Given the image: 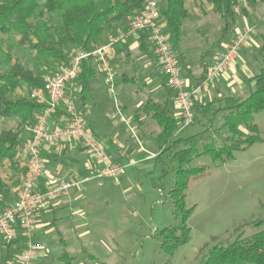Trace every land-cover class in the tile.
Listing matches in <instances>:
<instances>
[{
	"label": "rangeland",
	"instance_id": "374dc122",
	"mask_svg": "<svg viewBox=\"0 0 264 264\" xmlns=\"http://www.w3.org/2000/svg\"><path fill=\"white\" fill-rule=\"evenodd\" d=\"M156 3L160 8L161 3L157 1ZM199 4L200 1L197 0H190L188 3L191 17L184 23L182 48L185 47L189 51H184L185 54L181 51L174 52L183 74L191 83L197 82L199 77L193 75L187 65L203 69L211 55H216V49L220 47L222 41L219 16L208 7V11L203 12ZM245 4L243 0L242 5ZM242 5L238 8L241 20L246 17ZM259 7L256 10H249V14H252L249 26H254L256 35L253 41H257L258 44V47L254 46V50L261 48L264 37V4ZM160 23L163 26L165 24L161 19ZM0 40L11 47V51L22 64L32 70L35 69L34 56L17 47V36L4 35L0 32ZM69 52L71 60L77 51L72 49ZM153 60L155 63V58ZM67 64L61 61L52 64L44 62L43 67L47 72L46 76H49L59 72ZM260 65L259 68H253L254 75L260 72L262 61ZM26 89L18 90L12 97L14 99L29 97L33 90ZM135 89L131 88V91ZM79 110L82 113L81 109ZM128 121L136 126V135L141 137L143 143L139 144L134 139L132 141L136 142L134 150L137 152L132 156L135 160L134 165L126 169L120 185L105 180L99 186V182L96 181L98 185L89 197L85 195L83 197L79 192L78 189L82 186L71 192L73 194L78 190L75 204L78 210L73 220L74 224H64L67 247L59 243L55 232H49L52 228L49 225L51 214L45 216L43 225L47 223L48 225L39 229L37 242L41 249L46 247L50 251L41 257L40 254L43 252L40 249L37 264H63L59 258L63 256L64 251L74 256L73 264H167L169 261V257L162 249L160 232L164 228L179 224L168 196L174 180L171 175L162 177L159 151L152 140L159 132L156 126L146 128L147 132L143 137L136 122L131 118ZM222 123V114L216 116L212 114L208 119L195 120L182 131L179 126L176 138L201 133L206 142L213 141L218 147H222L230 136L228 131L220 130ZM255 123L264 137V111L255 115ZM18 125L20 122L17 119L4 122L5 128L15 129ZM120 153L122 158L129 159V154L125 153L124 148H121ZM19 160L24 161L25 156H21ZM162 161L168 162L169 158L164 156ZM15 164L12 166L15 167ZM191 166L206 168L210 175L202 180L193 181L187 192V206L194 208V213L188 221L191 240L176 251L172 264H201L207 251L204 254L198 252L205 244L209 243V248L215 243L226 246L239 236L247 239L264 230V144H256L244 152L237 153L232 160L214 163L209 157H202L195 160ZM6 171V165L0 161V172L4 175ZM21 172L20 168L19 173ZM89 175L88 172L79 173L77 176L73 175L76 176L73 179L85 180L92 177ZM68 197L59 200L64 201ZM213 237H217L216 242L212 240ZM20 253L21 251L16 249L13 264H19Z\"/></svg>",
	"mask_w": 264,
	"mask_h": 264
},
{
	"label": "trees",
	"instance_id": "16d2710c",
	"mask_svg": "<svg viewBox=\"0 0 264 264\" xmlns=\"http://www.w3.org/2000/svg\"><path fill=\"white\" fill-rule=\"evenodd\" d=\"M150 1L161 3L159 11L161 20L165 22L164 31L172 50L179 52L184 23L190 13V0H0V32L17 36V47L31 53L36 61L34 70L28 68L13 54L11 47L0 40V161L17 163L23 145V130L5 128L4 122L17 119L21 125L29 124L33 122L34 113L41 109L29 97L14 99L12 94L25 88L28 91L43 88L47 74L44 62L69 63V50L76 49L78 53L92 51L101 45L105 34L110 35L126 26L135 14L145 10ZM197 1H200L203 12L209 8L220 16L223 21L221 40L231 42L235 37L238 8L243 0ZM245 2L242 10L248 16L249 10H256L264 0ZM262 41L258 51L262 67L257 75L249 79L250 94L246 98L229 96L205 104H194L195 120L222 114L220 130L230 134L222 147L213 141L206 142L201 133L176 138L179 124L173 114L172 98L164 105L149 99L143 108V114L149 116L159 128L152 140L159 151L162 177L171 175L174 180L168 196L179 224L160 232L162 249L169 257L167 264H172L176 251L191 240L188 221L194 208L187 206V192L193 181L210 175L206 168L192 167V163L202 157H209L214 163L232 160L237 153L256 144H264V137L255 123V115L264 111V37ZM92 61V58L82 61L81 71L74 81L82 88L77 106L83 115L92 92V80L96 76ZM205 77L206 72L197 83H201ZM164 156L169 158L168 162L162 161ZM8 194L9 187L0 172V209L5 208ZM212 240L216 242L217 237ZM16 242H8V257L12 256ZM206 251L201 264H264V230L247 239L239 236L226 246L215 243L209 248L207 243L198 254ZM74 259L67 252L61 257L63 264H73Z\"/></svg>",
	"mask_w": 264,
	"mask_h": 264
},
{
	"label": "built area",
	"instance_id": "2783aa9c",
	"mask_svg": "<svg viewBox=\"0 0 264 264\" xmlns=\"http://www.w3.org/2000/svg\"><path fill=\"white\" fill-rule=\"evenodd\" d=\"M160 19L156 1H150L143 12L132 17L127 27L115 30L106 43L90 52L77 53L59 72L45 77L43 88L34 89L29 93V98L39 104L41 109L34 115L31 137L22 147L25 168L19 177L18 198L13 204L0 209V237L9 243L19 240L22 242L19 264H37L41 249L36 240L37 214L41 208L68 196L90 179L99 182L100 186L105 180L120 185L127 167L134 165V162L124 165L109 159L106 149L83 118L76 98L67 90V85L73 83L79 75L83 60L92 58L99 63L106 73L109 92L114 95L116 72L110 62L112 51L139 33L148 32L166 83L175 93L182 131L195 121L194 104H202L209 88L227 72L256 35V30L252 26H247L236 33L233 40L214 57L205 79L201 83H191L178 65ZM61 111L67 123L55 125L54 118ZM131 132L135 135L136 129L131 127ZM69 142L76 143L99 167L95 169L91 178L85 180L49 178L42 189L40 179L45 175L47 167L42 155L43 149L48 145Z\"/></svg>",
	"mask_w": 264,
	"mask_h": 264
},
{
	"label": "crops",
	"instance_id": "0c3cea01",
	"mask_svg": "<svg viewBox=\"0 0 264 264\" xmlns=\"http://www.w3.org/2000/svg\"><path fill=\"white\" fill-rule=\"evenodd\" d=\"M263 4L264 3H262L260 7ZM190 17L191 15L189 13L188 19ZM251 17L252 14H249L243 18V20H241V18L238 16L234 36L236 33L249 26ZM219 19V29L221 30L223 27V21L221 20L220 16ZM108 37L109 33L105 34L101 44L106 43ZM182 43L183 38L180 44L181 53H184V51H189L186 50L185 47L182 48ZM227 43L228 41H221L220 47L216 49V55L223 50ZM254 46L258 47L257 41L255 40L245 47L238 59L230 65L227 72L224 73L221 78L209 88L204 99L206 103L217 98H225L229 96L240 97L242 95L247 97L250 94L248 81L250 78L255 76L253 74V68H259L262 61V58L258 54L259 50H254ZM212 56L213 55H211L203 69H198L199 66H192L188 64V70L192 72L193 75L200 78L203 74H205V72H207L208 67L212 64L215 57ZM153 58H155V63ZM110 62L111 66L116 72L115 94H110L106 73L101 68L99 63L93 60L91 64L96 71V76L92 80V92L86 104L84 117L86 118L98 141L106 149L109 159L119 161L124 165H129L131 162H135L132 156L137 153L134 150L136 142H132L133 139L139 144H143L141 142L140 136L136 134L132 135L133 133L130 132L131 127L136 129V126L132 125L131 122L128 121L129 118L136 122L140 128L141 134L144 137L145 133L147 132L146 128L156 126V130L159 131L156 123L149 116L143 114V108L149 99H153L155 102L164 105L169 100V98H172L173 114L177 119L179 126L181 123L180 114L178 108L176 107L175 93L168 87L166 83L155 53L154 45L148 33H140L139 35H136L132 39L128 40L126 43L118 45L110 55ZM179 67L181 68L180 65ZM131 88L136 89L131 91ZM67 90L69 93L74 95L76 101L79 98V94L82 92V88L74 82L67 85ZM36 113L37 112H35L34 115ZM53 123L55 125H65L67 123L65 115L62 111L59 112V115L55 116ZM31 127L32 122L26 125H21L20 122V125L16 127L23 130V145L31 137ZM130 135H132L134 138ZM23 145L21 146V150L18 154L19 159L21 156H23ZM121 148H124L125 153L129 154V159L128 157L122 158L123 156L120 153ZM42 155L47 162L46 173L40 179L42 189L49 178L56 177L63 179H73L79 173L83 174L87 172L92 176L95 169L99 167V165L95 162H92L89 159L87 153L81 150L80 147L74 142L48 145L43 149ZM3 164L6 165L7 171L4 175H2L9 187V194L5 206L7 207L13 204L18 198L20 177L19 169L21 168L23 170V168H25V160H22V162L18 160V162L15 164V167H13V164L7 160H3ZM18 167L20 168L17 169ZM127 168H131V166H128ZM97 185L98 184H96V180L87 181L82 185V188L78 190H80L79 192L82 193L83 197L84 195L85 197H89ZM78 190H76V192L73 194L71 193V196L69 195L70 197L67 196L68 198H65L64 201H54L48 206H45L39 210L37 214L36 240L40 235L39 229L44 225H48V223L43 225V221L46 218L45 216L50 213L51 220L49 225L52 228L49 232H55L59 239V243L65 247L68 246V242L66 238H64L63 228L64 224H74L73 220L75 219L74 217L78 210L75 206L77 202L76 195L78 194ZM8 245V242L6 243L4 239L0 237V255L2 256L1 264H13L12 260L16 258V249L22 251V242L19 240L12 248V256L8 257ZM41 251L43 252H40V256L42 257L47 255L48 251L50 250L46 247H42ZM65 252L72 255L68 251H64L63 254ZM61 257L59 258L60 262H62Z\"/></svg>",
	"mask_w": 264,
	"mask_h": 264
}]
</instances>
